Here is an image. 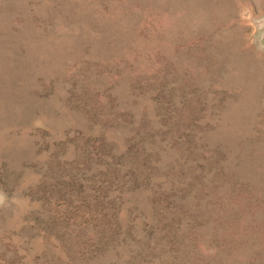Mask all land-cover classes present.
Instances as JSON below:
<instances>
[{"label": "rangeland", "instance_id": "1", "mask_svg": "<svg viewBox=\"0 0 264 264\" xmlns=\"http://www.w3.org/2000/svg\"><path fill=\"white\" fill-rule=\"evenodd\" d=\"M0 264H264V0H0Z\"/></svg>", "mask_w": 264, "mask_h": 264}]
</instances>
